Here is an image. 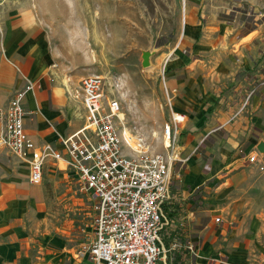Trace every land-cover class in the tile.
<instances>
[{"label": "rangeland", "instance_id": "obj_1", "mask_svg": "<svg viewBox=\"0 0 264 264\" xmlns=\"http://www.w3.org/2000/svg\"><path fill=\"white\" fill-rule=\"evenodd\" d=\"M259 1L264 0H0V61L17 20L13 14L30 9L31 22L43 28L49 42L42 49L53 66L47 76L68 83L76 93L83 76L102 75L107 95L119 100L121 126L133 137L141 136L149 152H167L164 125L173 112L183 113L177 111L182 105L190 111L186 120L197 110L212 115L239 92L244 116L250 119L255 113L250 106L258 96L253 89L257 82L250 80L242 93L236 91L240 73L235 37L252 26ZM119 8L123 13L116 16ZM258 98L263 110L264 97ZM252 132L254 138L236 149L242 155L236 169L223 167L211 188L204 187L186 206L205 221L224 218L216 224L226 230L222 249L246 252L243 264H255L264 253V152L257 148L264 129ZM241 147L248 150L240 152ZM124 151L132 153L128 146ZM246 152L257 153L254 163L245 161ZM47 169L43 214L25 224L21 252L28 254L29 264H87L84 244L93 237V201L73 172ZM213 187L209 206L201 197ZM164 213L169 223L162 232L166 253L160 264H168L167 254L181 247L173 241L166 245L165 229L183 244L191 226L185 208L173 216L165 208Z\"/></svg>", "mask_w": 264, "mask_h": 264}, {"label": "crops", "instance_id": "obj_2", "mask_svg": "<svg viewBox=\"0 0 264 264\" xmlns=\"http://www.w3.org/2000/svg\"><path fill=\"white\" fill-rule=\"evenodd\" d=\"M30 11L13 14L17 20L10 26L12 30L8 31L4 41V56L0 61V107L6 106L12 95L26 86L25 76L31 78L34 87L27 90L23 98L25 128L37 145L50 142L62 149L61 137L84 126L87 111L68 83L62 84L56 77L47 76L46 72L53 66L46 62L42 49L47 48L49 42L43 35V28L31 22ZM254 11L252 26L235 37L238 45L236 71L240 73L236 91L242 93L252 80L257 82L253 87L256 96L264 97V1H259ZM174 80V77L169 79L172 83ZM235 94L238 96L239 92ZM236 96L228 99L221 112L208 115L197 110L193 118L186 120L185 117L184 126L179 124L175 133L173 147L178 158L172 164L170 200L185 203L186 217L191 219L186 237L195 243L198 251L197 256H191L185 248L184 264H243L246 256L241 250L222 249L226 230L216 227V224L223 223L222 216L219 222L216 216L213 223L202 220L193 208H186L189 201L204 191V187L211 188L223 167L229 171L236 169L242 156L236 149L254 138L252 131L264 129V108L258 107V96L250 106L255 111L250 119L242 113L245 100L240 101ZM177 111L183 112L184 116L190 114L184 105ZM219 117L225 119L218 122ZM262 140L264 138L257 142ZM247 150L239 149L240 152ZM249 156L246 152L245 161L254 163L256 160L251 162ZM65 165L64 160L50 159L45 172L47 167L53 172H69ZM43 180L41 183L30 182L28 163L6 149L0 150V264H29L28 254L21 252L25 249L21 243L26 234L25 224L35 218V214H43ZM213 188L214 191L205 190L201 197L209 206L216 192V187ZM87 264H95L89 253Z\"/></svg>", "mask_w": 264, "mask_h": 264}, {"label": "built area", "instance_id": "obj_3", "mask_svg": "<svg viewBox=\"0 0 264 264\" xmlns=\"http://www.w3.org/2000/svg\"><path fill=\"white\" fill-rule=\"evenodd\" d=\"M105 84L99 74L81 78L75 94L86 108V124L61 137V149L50 142L37 145L25 128L23 98L34 87L29 81L0 107V150L28 163L32 183H41L50 159L64 160L93 201L94 237L84 249L95 264H160L166 253L162 232L169 223L164 205L171 198L172 164L178 158L173 143L185 116L173 112L164 125L168 151L149 152L141 136L133 137L121 126L119 100L107 95ZM125 146L132 153H126ZM256 158L249 156L250 161ZM182 246L197 256L193 241L187 239ZM255 264H264V254Z\"/></svg>", "mask_w": 264, "mask_h": 264}, {"label": "trees", "instance_id": "obj_4", "mask_svg": "<svg viewBox=\"0 0 264 264\" xmlns=\"http://www.w3.org/2000/svg\"><path fill=\"white\" fill-rule=\"evenodd\" d=\"M169 203L164 207L165 211L168 212V216H173L174 213H178L179 210H182L184 208V204L185 203H181V201L179 200H174L172 199L171 201H168ZM169 206H171V208H173L172 210H170L171 208H169ZM175 233L173 231H170L168 228L165 229L164 232V238H165V243L166 245H169L173 242H175ZM180 250L176 251L174 253V255L169 254L168 256V264H184V252H186V249L182 247L179 248Z\"/></svg>", "mask_w": 264, "mask_h": 264}, {"label": "water", "instance_id": "obj_5", "mask_svg": "<svg viewBox=\"0 0 264 264\" xmlns=\"http://www.w3.org/2000/svg\"><path fill=\"white\" fill-rule=\"evenodd\" d=\"M257 148H258L259 151L264 152V140L260 141L257 144Z\"/></svg>", "mask_w": 264, "mask_h": 264}, {"label": "bare ground", "instance_id": "obj_6", "mask_svg": "<svg viewBox=\"0 0 264 264\" xmlns=\"http://www.w3.org/2000/svg\"><path fill=\"white\" fill-rule=\"evenodd\" d=\"M113 1H114V0H113ZM124 1H125V0H124ZM120 10H121V9L119 8L118 11H120ZM122 13H123V12L120 11L116 16H118V15H120V14L122 15ZM184 14H185V16H186V14H187V8H186V5H185V9H184ZM116 16H115V17H116ZM115 17H114V18H115ZM121 17H122V16H121ZM114 18H113V20H114ZM110 19H111V18H110ZM110 19H109V20H110ZM124 20H125V19H124ZM111 21H112V19H111ZM125 21H126V20H125ZM126 22H127V21H126ZM126 26H127V25H126ZM128 30H129V29H128ZM15 66H16V65H15ZM176 114H177V113H176ZM178 115H179V114H178ZM62 161H63V160H62Z\"/></svg>", "mask_w": 264, "mask_h": 264}]
</instances>
